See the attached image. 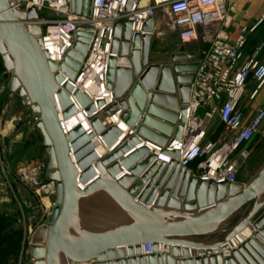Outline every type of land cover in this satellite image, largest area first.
Here are the masks:
<instances>
[{"label":"water","instance_id":"1","mask_svg":"<svg viewBox=\"0 0 264 264\" xmlns=\"http://www.w3.org/2000/svg\"><path fill=\"white\" fill-rule=\"evenodd\" d=\"M52 1L88 18L93 0ZM140 1L127 0L125 12ZM40 19L34 8L0 0L7 89L31 109L49 152L47 179L56 185L54 206L30 240L33 264H264V163L245 185L216 184L181 168L178 152L164 151L176 161L166 165L146 147L179 139L195 55L181 49L168 62H152L154 20L133 36L129 21L114 24L107 89L115 103L103 115L120 111L129 132L105 127L92 116L94 104L74 93L94 134L112 149L98 159L93 133L80 124L65 136L59 121L77 114L68 97L73 88L64 82L84 72L92 27H76L72 48L56 65L41 50Z\"/></svg>","mask_w":264,"mask_h":264},{"label":"built area","instance_id":"2","mask_svg":"<svg viewBox=\"0 0 264 264\" xmlns=\"http://www.w3.org/2000/svg\"><path fill=\"white\" fill-rule=\"evenodd\" d=\"M13 1L15 6L34 8L40 16L45 12L58 15L57 19H40L41 50L48 60L56 65L62 63L66 53L72 48L76 27H92L84 72L74 81L66 79L64 82L73 88L68 97L77 114H83L86 126L82 127L87 135L94 132L87 121L88 117L74 99L76 90H80L94 104L95 112L92 116L98 115L105 127L112 125L122 130L120 111L111 116L103 115V112L115 103L112 91L107 89V65L109 58L113 57L110 50L114 24L118 21H129L133 36L135 33H141L142 25L147 19L155 20L158 9H164L172 19L170 29L177 33L182 44L199 40L208 46V52L198 61V69L190 84L188 103L183 106L185 121L179 139L168 141L164 147L149 143L146 147L159 163L168 165L175 161L164 154V151L178 152L177 163L180 167L189 171L195 164L200 172L199 179L216 184L236 183L239 167L249 157L247 146L264 121V110L260 108L247 122L241 110L248 86H252L247 96L249 101L256 99L264 87V60L259 58L262 47H257L249 57L244 58L248 36L255 31L261 20L252 27L236 28V34L232 38L230 30L233 23V0H165L163 3L155 1L153 6L134 3L128 13L125 12L127 0H93L88 18L69 14L65 1ZM64 83L59 85L58 89H62ZM87 84L93 88L92 91L86 88ZM99 101L102 106L97 108L96 103ZM214 116H217L228 134L227 140L221 143L206 139L208 123ZM112 119H115V122H112ZM59 121L66 136L69 132L64 129L67 121L63 122L61 118ZM126 132L128 133L129 129ZM91 142L98 159L112 151L106 148L100 136L96 134ZM121 177L123 174L115 180ZM51 185L55 187V183L52 182ZM250 237L251 233L243 242ZM228 255V252L223 253L224 257Z\"/></svg>","mask_w":264,"mask_h":264},{"label":"rangeland","instance_id":"3","mask_svg":"<svg viewBox=\"0 0 264 264\" xmlns=\"http://www.w3.org/2000/svg\"><path fill=\"white\" fill-rule=\"evenodd\" d=\"M45 13L52 19L59 18L53 12ZM155 17L161 24L160 38L185 48L176 39L177 33L170 29L169 14L158 9ZM10 77L11 72L5 70L0 58V264H33L30 240L45 224L56 194L47 179L48 149L43 146L31 109L8 91ZM257 101L258 108L264 110V95ZM227 138L224 127L214 116L208 123L206 139L221 143ZM247 149L249 157L240 165L236 181H248L264 162V121Z\"/></svg>","mask_w":264,"mask_h":264},{"label":"crops","instance_id":"4","mask_svg":"<svg viewBox=\"0 0 264 264\" xmlns=\"http://www.w3.org/2000/svg\"><path fill=\"white\" fill-rule=\"evenodd\" d=\"M155 1H158L160 3H163L165 0H141L140 4L143 3L145 5L153 6ZM232 28L230 30V34L232 38L235 36L236 28L240 27H252L255 25L259 20L261 22L256 26L255 31L248 36V41L246 44V47L244 49V58H247L250 56L253 50H255L257 47L261 46V52L259 55L260 60H264V0H233L232 2ZM41 19H52L49 15L46 13H43L41 15ZM155 25V32L153 35V43H152V51H151V61L152 62H168L169 57L173 54L179 53L181 49L184 50V53H193L195 55V61H199L208 52V46L202 44L199 40L197 41H190L186 44H183L184 47H179L178 44H168L166 40L163 38H160V27L161 24L155 17L154 20ZM200 28H198V33L200 34ZM176 39H178L176 35ZM181 44V42H179ZM196 47V50H189L186 49V47ZM163 50V51H162ZM163 52V53H162ZM252 89V86H248L246 91V97L241 103V110L244 114L245 122L249 121L252 116L254 115L255 111L260 107L259 101H257L260 97V95H264V87L259 92L256 99L253 101H249L247 99V96ZM171 141V140H169ZM264 162H262L261 165L255 170L256 171L263 165ZM189 171L192 175L199 177L200 172L196 169V165L193 164ZM253 174V175H254ZM252 175V176H253ZM249 181V180H248ZM248 181L242 182V181H236V183L240 185H245Z\"/></svg>","mask_w":264,"mask_h":264},{"label":"bare ground","instance_id":"5","mask_svg":"<svg viewBox=\"0 0 264 264\" xmlns=\"http://www.w3.org/2000/svg\"><path fill=\"white\" fill-rule=\"evenodd\" d=\"M141 6H144L145 4H143V3H141L140 4ZM119 65H121V66H126V61L125 60H120L119 61ZM86 88L88 89V90H90V91H92L93 90V88L91 87V86H89L88 84L86 85ZM112 122H115V119H112L111 120ZM84 125V126H86V121H85V119H84V116H83V114L80 112V113H78L74 118H72L71 120H69V121H67L66 122V124L64 125V129H65V131L67 132V131H70L71 129H73L75 126H77V125ZM121 129H122V131H124V132H126L127 131V128L123 125V124H121ZM124 129V130H123ZM99 152H100V154H102V151H101V149H99ZM70 158H71V160L73 161V158H72V156H70ZM56 187V186H55ZM80 189H83V187L80 185V186H78Z\"/></svg>","mask_w":264,"mask_h":264},{"label":"trees","instance_id":"6","mask_svg":"<svg viewBox=\"0 0 264 264\" xmlns=\"http://www.w3.org/2000/svg\"><path fill=\"white\" fill-rule=\"evenodd\" d=\"M11 248H15V245H12V247Z\"/></svg>","mask_w":264,"mask_h":264}]
</instances>
